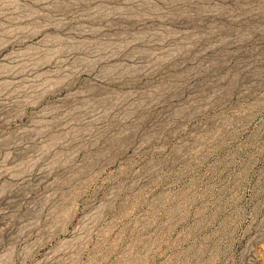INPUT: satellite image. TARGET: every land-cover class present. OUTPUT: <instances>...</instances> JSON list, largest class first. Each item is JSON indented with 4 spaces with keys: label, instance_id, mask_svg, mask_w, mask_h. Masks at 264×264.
Returning <instances> with one entry per match:
<instances>
[{
    "label": "rangeland",
    "instance_id": "1",
    "mask_svg": "<svg viewBox=\"0 0 264 264\" xmlns=\"http://www.w3.org/2000/svg\"><path fill=\"white\" fill-rule=\"evenodd\" d=\"M0 264H264V0H0Z\"/></svg>",
    "mask_w": 264,
    "mask_h": 264
}]
</instances>
